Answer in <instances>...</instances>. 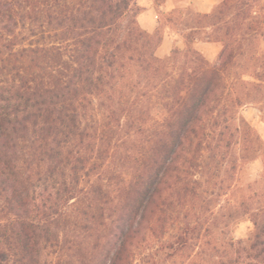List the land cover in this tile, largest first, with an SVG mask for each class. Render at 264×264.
<instances>
[{"label": "trees", "instance_id": "16d2710c", "mask_svg": "<svg viewBox=\"0 0 264 264\" xmlns=\"http://www.w3.org/2000/svg\"><path fill=\"white\" fill-rule=\"evenodd\" d=\"M177 11L158 15L171 28ZM140 12L136 0H0V264H138L153 239L175 255L192 229L164 241L166 214L196 194L204 151L216 162L250 137L226 74L264 40L263 0L197 13L185 50L165 58ZM201 26L222 45L214 62L196 47ZM133 135L140 151L122 156Z\"/></svg>", "mask_w": 264, "mask_h": 264}, {"label": "rangeland", "instance_id": "374dc122", "mask_svg": "<svg viewBox=\"0 0 264 264\" xmlns=\"http://www.w3.org/2000/svg\"><path fill=\"white\" fill-rule=\"evenodd\" d=\"M159 1L136 0L141 8L138 18L144 14L142 23L155 27L152 32H147L161 38L155 54L165 58L176 49L185 50V37L197 27L198 12L193 3L189 5L190 0H171L178 8L177 12H182L183 24L176 14L177 22L169 28L167 17L158 15L159 11L165 13L158 4H165L167 0ZM171 5L169 2L168 6ZM148 10L151 12L146 13ZM139 25L144 30L140 22ZM197 31L196 37L200 39L197 44L206 43L205 32L209 30L203 27ZM209 43L222 49L220 43ZM238 44L240 46V42ZM240 47L226 74L227 92L241 99L237 118L248 123L251 135L244 141L236 133L231 147L220 149V158L216 162L210 159L212 152L204 151L202 172L195 178L198 181L196 194L187 197L182 205L170 207L163 240L172 243L180 228L188 225L192 231L186 247L169 257L168 250L162 254L160 244L153 239L138 252V264L148 260L145 258L148 253H155L149 261L155 264H264V72L257 62V58H264V40H260L258 46H247L246 43ZM209 61L214 62L215 58ZM259 73L263 78H256ZM150 115L153 121H160L164 111L154 107ZM140 139L143 136L133 135L123 146L119 145L120 154L132 156L138 153ZM116 165L118 169L122 166L117 160ZM122 169L124 179H128L127 173L132 170ZM114 182L119 184L115 180L106 188L111 196L117 193Z\"/></svg>", "mask_w": 264, "mask_h": 264}, {"label": "crops", "instance_id": "0c3cea01", "mask_svg": "<svg viewBox=\"0 0 264 264\" xmlns=\"http://www.w3.org/2000/svg\"><path fill=\"white\" fill-rule=\"evenodd\" d=\"M223 0H190L189 5H194L198 13H210L214 10L215 6L219 4ZM169 2H171V6H168ZM163 10H165V13L171 12L172 10L176 9V5L173 4V1L167 0L165 4L162 6ZM151 12V10H148L146 13ZM144 14H141L138 18L139 22L143 25L144 30L148 32H152L155 30V27L147 24V23H142V19ZM214 45L212 43L206 42V43H196V47L203 53V55L209 60V59H216L219 52H220V47H213ZM212 50V51H210ZM209 53V54H208ZM211 58H210V56Z\"/></svg>", "mask_w": 264, "mask_h": 264}]
</instances>
